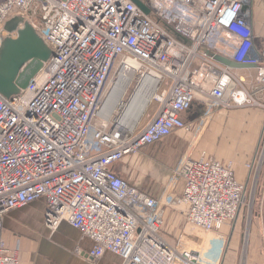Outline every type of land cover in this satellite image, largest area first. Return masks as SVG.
Instances as JSON below:
<instances>
[{
	"label": "built area",
	"instance_id": "built-area-1",
	"mask_svg": "<svg viewBox=\"0 0 264 264\" xmlns=\"http://www.w3.org/2000/svg\"><path fill=\"white\" fill-rule=\"evenodd\" d=\"M141 1L149 13L131 0H0V42L5 22L23 17L53 51L20 95L0 96V264H21L2 238L5 215L37 201L45 227L77 230L93 262L108 253L120 264H223L224 226L255 202L263 136L243 165L254 171L248 195L234 162L205 151L184 155L155 196L114 166L178 131H203L218 111H264L252 0ZM214 55L253 67L244 76ZM138 93L150 97L128 127ZM260 193L261 214L264 184ZM169 209L184 216L174 239Z\"/></svg>",
	"mask_w": 264,
	"mask_h": 264
},
{
	"label": "crops",
	"instance_id": "crops-1",
	"mask_svg": "<svg viewBox=\"0 0 264 264\" xmlns=\"http://www.w3.org/2000/svg\"><path fill=\"white\" fill-rule=\"evenodd\" d=\"M262 1L264 2V0ZM252 3L253 5L251 7V10L253 16V26L255 31L260 36L259 46L264 47V10L261 7H259V5L257 4V0H252ZM262 6L264 5L262 4ZM251 69L252 68H242L239 69L238 72L247 74L248 72L251 71ZM256 94L259 96L260 92H256ZM260 96L264 98V91H262V94ZM245 110H249V109H235L231 111L216 112L210 124H207L205 126V128L206 127L207 128L206 129L204 128L205 130L203 131L199 130L198 132L195 133V136L191 139V143L189 145L188 150L195 149L194 153H196L197 149L201 148L200 146L204 141V139L205 138L210 139L211 134H213L215 131H218L220 129L224 132L226 136L229 137L230 135L226 134V129L230 128L228 124L231 123L232 124L231 126L235 127V123H238L237 119L239 117L243 118L242 116H239L238 113L244 112ZM255 111L263 112V110L260 109H255ZM225 116L226 117L228 116L230 119L229 121H227V123L224 124L223 118ZM246 117L251 118L253 117V114L246 115ZM256 119L258 120V116L256 117ZM241 121H242V125L249 122V120L246 119ZM239 125L240 124H238V129L241 128L240 127L241 125L240 126ZM238 133L241 134L240 138L241 139L244 138L245 141V138L247 137V133L245 132L246 134L245 136L243 131H240ZM181 134L182 131H178L175 134H173L171 137L167 138L164 142L154 145V147L156 148L158 146H161V144H164L165 147L161 150L162 152H164V150L167 147H169L171 143L173 145L175 143H179L178 141ZM233 134H236V132L232 130V136H233L232 138L234 139L236 138L237 134L236 135ZM194 139H198L199 141L197 140L196 142L195 141L193 142ZM227 141H228L227 139H223V141L220 143L218 148L211 147V149H218L217 154L220 155H223L222 152L224 151L231 152L235 150V148H233V150L232 149L227 150L226 148L224 149L225 143ZM258 143L259 141H257L256 144L253 142L251 144L246 143V145L244 143L240 144V146H238V149L241 154V157L236 158L235 161L233 160L235 175L237 179L240 181L247 182L248 186L251 189L255 181L254 171L245 170L243 168V165L247 161L250 162L254 160L257 147L259 145ZM189 151L191 152V150ZM209 152L207 153L210 156H213L214 158L221 160L219 159L221 158V156H218L219 157L218 158L214 156L215 154L213 155L212 150L211 151L209 150ZM199 153L200 151L197 152V155ZM122 161L123 160H121L120 162ZM120 162L115 164L114 169L117 171V173L120 176H122L123 172H125L124 171L125 169H122L121 166H119ZM257 181L258 182L256 189L258 188L257 191H261L263 187L262 184H264L263 183L264 164L260 169V173L258 174ZM134 183L136 184L135 186L137 188L141 189L140 182L137 183L134 182ZM160 192H157L153 196L158 195ZM43 206H44L43 201H37L23 208L15 209L7 213L4 217L2 238L9 248L17 249L21 264H120L118 258L108 253L105 254L97 262L91 261V259L88 256L90 243L85 238H83L82 235L77 230L71 228L65 222L61 223L54 232H51V230H49L42 224L41 218L43 213ZM173 214H176L177 218L181 219L182 222L184 221V216L182 214H180L179 212L173 209H169L166 215L165 223L168 217H172ZM180 215L182 217H180ZM173 217L175 216L173 215ZM248 220H249L248 216L247 214H245L244 216H240L239 219L233 222L232 224L224 226L223 231L228 235V247L224 255L223 264H237L238 261H241L240 264H256L253 263L252 261L253 259L252 255L254 254V252H257L259 250L257 248L259 245L255 243L256 242L255 238H257V234H259L260 228L257 226V224L249 225ZM263 234L264 232L262 231L261 242L263 241V245H264ZM262 264H264V259H262Z\"/></svg>",
	"mask_w": 264,
	"mask_h": 264
},
{
	"label": "rangeland",
	"instance_id": "rangeland-1",
	"mask_svg": "<svg viewBox=\"0 0 264 264\" xmlns=\"http://www.w3.org/2000/svg\"><path fill=\"white\" fill-rule=\"evenodd\" d=\"M257 4L259 5V7H261L264 10V6H262V4L264 5V2L262 0H257ZM241 74H243L244 76L247 75L246 73H241ZM134 85L135 83L132 84V87H134ZM246 109H249V110H245L244 112H241V113L237 112L239 116H242L243 118L239 117L237 119L238 123H235V127L231 126L232 125L231 123L228 124L230 128L226 129V134L230 135L229 137L226 136L221 129L218 131H215L213 134H211L210 139L208 138L204 139V141L202 142L200 146L202 149L198 148L196 153H194L195 149H189L191 150L192 156L197 155L198 151L201 152V151L206 150L207 152H209V150L210 151L212 150L213 155L215 154L214 156L216 157L221 156V158L219 157L218 158L221 159L222 161H225V162L233 161V160L235 161L236 158L241 157V154L238 149V146H240V144L244 143L246 145V143L251 144L252 142L256 144L257 141H259L260 143L262 136L264 137V114H263L264 111L259 112L251 108H246ZM249 114H253V117L251 118H254V119L246 117V115H249ZM214 116L215 115H213V117ZM257 116H258V120L256 119ZM213 117L209 120L208 124H210ZM223 119H224L223 122L225 124L227 123V121H229L230 118L228 116L227 117L225 116ZM244 119L249 120V122L242 125L241 120H244ZM238 124L241 125V126L239 125L241 127L239 129H238ZM192 129H195V127H192L190 131H182V134L180 135V138L178 141L179 143H175L174 145L171 143L170 144L171 146L169 145V147H167L164 150V152H162L161 150L165 146L164 144H161V146H158L156 148L154 146L147 147L146 149L141 151V154L130 156L132 158L127 157L123 159V161L120 162L119 164V166H121L122 169H125L124 170L125 172H123L124 175L122 174V177L127 182L131 183L134 186L136 185L134 182L136 183L140 182L141 190L150 195H154L157 192H160L163 189V187L167 185L168 181L171 179L172 174H173L172 171L174 167L177 165V163L179 162V160L184 155L190 152L188 148L191 143V139L195 136V132ZM232 130L235 131L237 134L236 138L234 139L232 138L233 137ZM240 131L244 132V136L246 135L245 132L247 133V137H248V138L246 137L247 141H246V138H245V141H244V138L242 139L240 138L241 134L238 133ZM236 134H233V135H236ZM223 139L228 140L225 143L224 149L226 148L227 150H231V149L233 150V148H235V150H233L235 152L233 151L225 152L224 151L222 152L223 155H220V154H217L218 149H211V147L218 148V146L223 141ZM197 140L198 139H194L193 142L194 141L196 142ZM250 190L251 188L249 187L247 190V195L250 194ZM257 190L258 188L256 189L255 202L253 203V207L251 205L249 206V208L245 206L242 216L245 215L247 209H249V211L251 210V219L248 220L249 225L257 224V226L260 228L259 230L260 232L259 234H257V238H255L256 239L255 243L259 245L257 247L259 250L257 252H254V254L252 255L253 256L252 261L253 263H256V264H262V259H264V245H263V241L261 242V235H262V231L264 232V212H262L261 210V214H260L259 205H260V199H261L260 194L261 193L260 191H257ZM251 207L252 209H254L253 212H252ZM173 215L175 217H173ZM173 215L172 217H168L165 223V227H164V233L171 239H174L177 236L184 222V221L182 222L181 219H178L176 214H173ZM180 217L182 216L180 215ZM41 220H42V224L44 225L43 215H42ZM54 231H51V232H54ZM240 263L241 261H238L237 264H240Z\"/></svg>",
	"mask_w": 264,
	"mask_h": 264
},
{
	"label": "water",
	"instance_id": "water-1",
	"mask_svg": "<svg viewBox=\"0 0 264 264\" xmlns=\"http://www.w3.org/2000/svg\"><path fill=\"white\" fill-rule=\"evenodd\" d=\"M131 1L143 12L149 13L141 0ZM4 32L5 36L0 42V96L5 100H12L23 92L52 56L53 51L23 17L7 20ZM214 58L234 69L253 67L219 55H214Z\"/></svg>",
	"mask_w": 264,
	"mask_h": 264
},
{
	"label": "bare ground",
	"instance_id": "bare-ground-1",
	"mask_svg": "<svg viewBox=\"0 0 264 264\" xmlns=\"http://www.w3.org/2000/svg\"><path fill=\"white\" fill-rule=\"evenodd\" d=\"M149 97L150 93H138L137 96L134 97L131 101V104L129 105L128 109H125L124 118L125 122H127L128 127H131L136 122Z\"/></svg>",
	"mask_w": 264,
	"mask_h": 264
}]
</instances>
